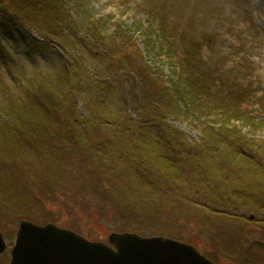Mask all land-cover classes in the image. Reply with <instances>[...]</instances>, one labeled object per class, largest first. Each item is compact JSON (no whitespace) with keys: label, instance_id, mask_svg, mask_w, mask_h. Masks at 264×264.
I'll use <instances>...</instances> for the list:
<instances>
[{"label":"trees","instance_id":"trees-1","mask_svg":"<svg viewBox=\"0 0 264 264\" xmlns=\"http://www.w3.org/2000/svg\"><path fill=\"white\" fill-rule=\"evenodd\" d=\"M69 2L82 9L85 0H0V5L6 8L5 17L25 23L62 52L57 75L30 79L23 91L24 98L19 93H10L0 99V208H9L16 219L33 221L30 217L33 210L18 201L19 194L26 196V191L34 198L35 194L29 189L32 183L45 200L54 199V188L60 183L72 191L71 186L66 185V178L69 175L74 179L75 174L71 173L67 158L78 157L88 160L91 174L104 177L106 190L100 199L111 207L113 216L119 220L127 216L132 222V219L143 220L148 231L155 234L151 236L166 235L183 242L181 228L192 222L205 227L213 239L216 237L222 250H229L225 238L233 247L232 233L231 237L228 233L231 227H236L235 223L264 225V141L256 136L259 133L256 124L241 108L242 103L211 99L215 82H199L200 64L190 63L192 56L198 54L197 47L179 52L167 43L162 49H154L170 75L155 73L152 80L144 78L151 90L154 83L159 87V81L155 80H169L164 89L157 88L153 92L154 96L158 95L157 105L151 99L155 107L145 116L147 120H143V109L147 107L138 105L136 110H141L138 121L114 114L115 120L106 122L104 113L108 107L99 96H104V82L98 74H93L96 88L101 91L98 95H86L88 106L82 131L73 130L77 125L75 120L68 119L66 125L59 122L60 114H64L65 119L64 110L74 112L71 108L81 86L79 81L85 74L82 57L71 37L75 24ZM89 17L82 21V27L99 40L107 64L122 62L125 65L123 60L127 55L123 52L126 49L136 52L131 36L123 43L124 32L119 22L110 32H105L98 20L93 22ZM6 21L5 27L12 30ZM156 35L162 37L163 30ZM156 35L148 39L147 49H152ZM122 45L125 46L121 51ZM179 54L180 61L176 64ZM143 63L146 67L139 69L149 71L151 62ZM231 103L233 105H229ZM64 104L66 107L61 110ZM161 114H166L165 118ZM173 116L193 119L199 131L197 141L190 142L181 132L171 129L174 127L167 124L166 119ZM144 126L157 127L156 135H151L152 131L147 133ZM254 146L258 153L243 156ZM83 185L80 183L74 193L78 206H86L85 200L97 193L94 186ZM35 201L43 208L42 223L55 222L56 214H50L41 201ZM241 210L254 212L255 220L249 222L248 216H238ZM68 228L79 232L77 226ZM258 240L264 242V234H260ZM247 246L241 258L233 260L235 264H259L258 259L264 260V251H261L264 246L252 241ZM246 250L247 259L243 263Z\"/></svg>","mask_w":264,"mask_h":264},{"label":"rangeland","instance_id":"rangeland-1","mask_svg":"<svg viewBox=\"0 0 264 264\" xmlns=\"http://www.w3.org/2000/svg\"><path fill=\"white\" fill-rule=\"evenodd\" d=\"M68 8L75 24L74 34L71 37H74L82 57L80 60H83L85 76L82 75L79 81L81 86L77 89L76 99L71 108L74 112L66 113L64 110L65 119L64 114H60L59 119L57 118L62 125H66L68 119L75 120L77 127H73V130L82 131L81 125L85 124L88 106L86 95L94 93L98 95L101 91L96 88L93 74H98L104 82L102 85L104 96H99L110 110L106 112L104 110L106 122L114 121V114L122 115L131 121L133 119L138 121L141 112L140 109L136 110L138 105L148 108V110L143 109V120H147L145 116L155 107L151 105V101L153 100L154 103L157 101L158 95L154 96L153 92L157 91V88L164 89L169 80L163 78L155 80L159 81V87L157 83H154L151 90V85L145 83L144 78L152 80L156 77L155 73L159 76L170 75V70L158 58L159 52L154 51L155 48L162 49L166 47L165 44L170 43L179 52L188 47L198 48V54L192 56L190 63L200 64L199 73L201 72L202 77L199 82L203 84L209 83L210 80L215 82L213 83L214 96L211 94V99L242 103L241 108L246 110L248 118L256 124V132H259L256 136L264 141V136L261 134L264 132L262 127L264 122V0H85L82 9L75 7L71 2L68 3ZM89 16L93 22L98 20L105 32H110L115 23L119 22L124 32L123 43L131 36L136 52H130L127 49L123 52L127 55L123 60L127 62H125L126 66L122 65L121 60L119 65L118 62L107 64L105 55L100 51L99 40L94 35H88L86 27H82V21L88 20ZM4 20L8 18L0 15V99L10 93H19L24 98L23 91L29 85L30 79L59 73L62 52L27 25L18 23L17 28L14 27L15 32L13 30L9 32ZM10 26L12 27L11 23ZM161 30L164 35L158 37L156 33ZM153 35H156L153 47L147 49L148 39H152ZM125 45H122L121 51ZM143 61L151 62V66L148 67H151L152 73L147 69H139L146 67ZM179 61L180 54L179 60L177 58L175 63ZM135 63H139L140 66H134ZM159 71L162 74H159ZM85 89L86 93L83 94ZM232 103L229 105H233ZM61 107V110L65 109L66 104ZM165 115L161 114L164 118ZM166 123L174 127L171 128L172 130L181 132L188 141H197L199 131L191 117L187 120L180 117L174 118V116L168 117ZM144 128L147 133L152 131L151 135H156L154 131L157 127L144 126ZM258 151V148L254 146L246 150L243 156L254 152L256 154ZM74 158H67L72 169L71 173L75 174L74 179H71L69 175L66 178V185L71 186L72 191L66 190L60 183L54 188V199L45 200L37 193V188L32 183L29 189L35 194L34 198L26 191V196L19 194L18 201L22 204L26 203L25 207L33 210L30 216L34 219L32 223L45 224L42 223L43 208L35 201L39 200L50 214H56L55 222L49 223L64 229L77 226L78 233L87 240L104 242L112 232L136 233L137 231L138 235L144 237L155 235L148 231L147 223L141 219L139 222L132 219V222L127 220L129 218L127 216H122L123 220L115 218L111 207L106 203L103 204L100 199L101 194L105 195L106 190L103 185L104 177L91 174L88 160ZM4 173L1 171V174ZM80 183L86 187L94 186L97 191L95 197L85 200L86 206H78L74 194ZM7 193L10 194L8 189ZM8 209L0 208V233L7 244L4 252L0 254V264H9V250L14 242L17 225L24 220L16 219ZM250 214L255 215L254 212H243V210L237 215L246 217ZM137 218L141 217L137 216ZM256 220L259 221L258 218ZM235 225L236 227H231V232L228 233L230 237L232 233L233 247L225 238L227 243L225 246H228L229 250H222L221 242L215 239L216 237L213 239L210 234H207L205 227H199L192 222H187L186 228L185 226L181 228L185 239L183 242L195 247L214 263L234 264L233 260L243 255L242 252L247 248L248 242L256 241L260 238V234H264V225L261 223L252 225L235 223ZM218 229L226 232L221 227ZM228 252L235 256H229ZM258 260L259 264L260 262L264 264V260Z\"/></svg>","mask_w":264,"mask_h":264},{"label":"water","instance_id":"water-1","mask_svg":"<svg viewBox=\"0 0 264 264\" xmlns=\"http://www.w3.org/2000/svg\"><path fill=\"white\" fill-rule=\"evenodd\" d=\"M5 249L0 233V254ZM9 253V264H213L193 246L164 237L111 233L107 243L91 242L54 224L25 220Z\"/></svg>","mask_w":264,"mask_h":264}]
</instances>
